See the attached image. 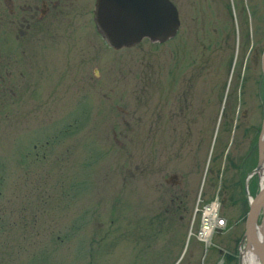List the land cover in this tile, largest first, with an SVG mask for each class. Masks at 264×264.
I'll list each match as a JSON object with an SVG mask.
<instances>
[{"label": "rangeland", "instance_id": "rangeland-1", "mask_svg": "<svg viewBox=\"0 0 264 264\" xmlns=\"http://www.w3.org/2000/svg\"><path fill=\"white\" fill-rule=\"evenodd\" d=\"M175 4L174 38L120 50L98 43L96 59L77 68L85 90L64 93L62 83L46 94L43 83L36 94H0V264H237L259 178L245 182L244 171L232 193L234 179L209 159L225 131L227 140L234 127L251 125L255 138L259 128L264 0H221L217 17L206 19L227 30L218 39L208 32L203 53L192 29L200 0ZM176 94H189V124L202 121L190 131L202 133L199 165L170 157L164 124ZM246 146L242 138L240 153ZM255 159L253 152V168ZM171 174L180 190L168 185ZM217 188L227 224L205 248L187 231L196 197Z\"/></svg>", "mask_w": 264, "mask_h": 264}, {"label": "flooded vegetation", "instance_id": "flooded-vegetation-1", "mask_svg": "<svg viewBox=\"0 0 264 264\" xmlns=\"http://www.w3.org/2000/svg\"><path fill=\"white\" fill-rule=\"evenodd\" d=\"M168 1L176 9L178 17L176 0ZM220 2L221 0H200L198 22L192 29L196 28L199 32L198 46L201 53L211 46L212 41L207 37L208 32L216 35L218 39V32L227 30V27L224 30L215 28V20L206 19L207 15L217 17L219 9L217 4ZM94 5L95 0H0V94H36L38 89L43 88L41 85L43 83L49 84L44 86L46 94H54L52 90L60 89L62 83H69V85H63L64 93H69L68 89L77 93L85 90L87 84H83L82 78L77 77V68L91 64L96 59L98 43L110 48L94 23ZM178 29L179 17L175 35ZM181 61L185 59L182 58ZM181 61L176 68L183 73L187 67L183 68L184 64ZM92 73L95 78H99L98 70L93 69ZM259 79H264L261 57ZM2 84H7V86L2 87ZM259 90L260 87L257 88V86L254 89L257 94H260ZM188 95L176 94V112L169 113L164 127L168 132L166 136L167 144L170 146V157L181 159L186 156L189 160L195 158V164L199 165L203 160L199 159L202 133L199 129L195 134L190 131H193L195 124L202 123L198 119L200 120L199 114L204 110L202 108L204 102L201 99L198 100V106L194 112L199 117L189 124ZM226 133L228 132L225 131ZM225 134L218 143L217 149L215 147L212 149L209 161L217 165V169L221 168L222 173H227L230 182L234 179L231 185L232 192H234L233 189L237 186L235 178L253 168L251 167L253 152L256 165V141L259 129L255 134V141L251 125H248L243 133L238 132L234 127L231 137L229 136L227 140ZM218 137L214 139V143H217ZM242 138L247 140V146L240 153ZM236 144H238V153L229 152ZM196 165L195 168H198ZM167 181H169L168 185L180 190L177 175L171 174ZM174 198L176 197L171 198V201ZM224 201L225 199L221 198V202Z\"/></svg>", "mask_w": 264, "mask_h": 264}, {"label": "water", "instance_id": "water-1", "mask_svg": "<svg viewBox=\"0 0 264 264\" xmlns=\"http://www.w3.org/2000/svg\"><path fill=\"white\" fill-rule=\"evenodd\" d=\"M94 23L108 46L119 50L134 46L144 38L151 43H164L175 35L178 17L168 0H95ZM261 70L264 76V48ZM256 148V166L246 176L245 182L253 175L259 176L262 171V184L257 193L248 198L241 241L243 252H250L259 264H264V112ZM237 264H243L242 252Z\"/></svg>", "mask_w": 264, "mask_h": 264}, {"label": "built area", "instance_id": "built-area-1", "mask_svg": "<svg viewBox=\"0 0 264 264\" xmlns=\"http://www.w3.org/2000/svg\"><path fill=\"white\" fill-rule=\"evenodd\" d=\"M198 200L193 209L192 222L197 217L195 238L207 244L212 233L225 226L224 220L219 216V203L214 197L208 203L200 204Z\"/></svg>", "mask_w": 264, "mask_h": 264}, {"label": "bare ground", "instance_id": "bare-ground-1", "mask_svg": "<svg viewBox=\"0 0 264 264\" xmlns=\"http://www.w3.org/2000/svg\"><path fill=\"white\" fill-rule=\"evenodd\" d=\"M262 177H263V172L260 171L259 173V184H262ZM242 263L243 264H259L256 260V258L248 251H244L242 254Z\"/></svg>", "mask_w": 264, "mask_h": 264}, {"label": "trees", "instance_id": "trees-1", "mask_svg": "<svg viewBox=\"0 0 264 264\" xmlns=\"http://www.w3.org/2000/svg\"><path fill=\"white\" fill-rule=\"evenodd\" d=\"M254 141H255V139H254ZM232 193H234V192H232ZM240 203H242L243 205H245V198H242V199L240 200Z\"/></svg>", "mask_w": 264, "mask_h": 264}]
</instances>
